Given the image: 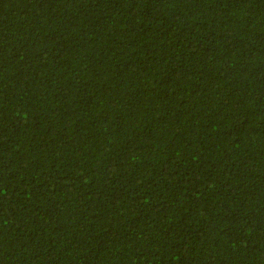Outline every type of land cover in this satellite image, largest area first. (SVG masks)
<instances>
[{
	"label": "trees",
	"instance_id": "trees-1",
	"mask_svg": "<svg viewBox=\"0 0 264 264\" xmlns=\"http://www.w3.org/2000/svg\"><path fill=\"white\" fill-rule=\"evenodd\" d=\"M0 264H264V0H0Z\"/></svg>",
	"mask_w": 264,
	"mask_h": 264
}]
</instances>
